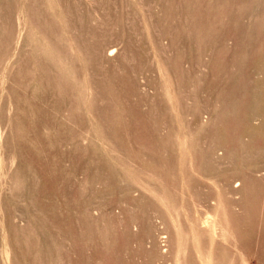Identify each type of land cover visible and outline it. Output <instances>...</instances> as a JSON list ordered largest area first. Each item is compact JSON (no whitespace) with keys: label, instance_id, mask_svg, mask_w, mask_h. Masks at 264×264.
<instances>
[{"label":"rangeland","instance_id":"1","mask_svg":"<svg viewBox=\"0 0 264 264\" xmlns=\"http://www.w3.org/2000/svg\"><path fill=\"white\" fill-rule=\"evenodd\" d=\"M0 264H264V0H0Z\"/></svg>","mask_w":264,"mask_h":264},{"label":"bare ground","instance_id":"2","mask_svg":"<svg viewBox=\"0 0 264 264\" xmlns=\"http://www.w3.org/2000/svg\"><path fill=\"white\" fill-rule=\"evenodd\" d=\"M259 23V22H258ZM261 90V89H260ZM257 114V113H256ZM261 117V116H260ZM257 122V121H256ZM255 128V127H254ZM256 132V131H255ZM254 137V136H253ZM255 138V137H254ZM254 143V141H252ZM255 144V143H254ZM257 145V144H256ZM244 146V145H243ZM224 157V156H223Z\"/></svg>","mask_w":264,"mask_h":264}]
</instances>
